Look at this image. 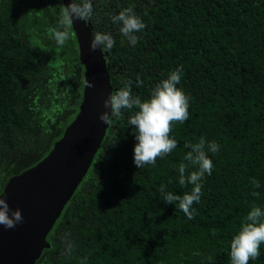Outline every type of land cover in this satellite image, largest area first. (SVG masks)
I'll return each instance as SVG.
<instances>
[{
  "label": "trees",
  "instance_id": "obj_1",
  "mask_svg": "<svg viewBox=\"0 0 264 264\" xmlns=\"http://www.w3.org/2000/svg\"><path fill=\"white\" fill-rule=\"evenodd\" d=\"M25 3L0 0V190L45 157L76 114L83 88V68L77 57L68 59L65 43L45 53L30 39L19 22L26 12L15 8ZM45 7L36 15L49 27L37 35L53 42L48 29L64 9L61 0ZM125 8L146 25L134 46L110 19ZM89 27L115 40L103 51L112 94L127 84L146 100L179 66L189 115L170 125L176 148L139 169L128 124L137 109L110 116L85 177L47 235L50 247L35 264H229L240 223L253 205L264 208V0H93ZM202 135L220 150L210 154L213 169L189 220L177 202L161 200L159 186L177 195L191 190L179 185L177 168L187 165L185 145ZM194 170L187 165L185 176ZM248 264H264V244Z\"/></svg>",
  "mask_w": 264,
  "mask_h": 264
},
{
  "label": "clouds",
  "instance_id": "obj_2",
  "mask_svg": "<svg viewBox=\"0 0 264 264\" xmlns=\"http://www.w3.org/2000/svg\"><path fill=\"white\" fill-rule=\"evenodd\" d=\"M93 0H69L57 20L56 27H50L48 32L50 39L57 46H62L69 39L68 29L74 19L88 20L93 15ZM112 23L119 24L120 34L128 41L129 46L137 43V33L143 32L146 25L133 9L125 8L118 14L110 17ZM89 43V49L95 51H109L115 44L113 36L108 32L96 31ZM182 69L177 66L170 70L166 78L155 84L151 95L146 100L134 96L130 87L125 84L114 94H110L103 101L104 107L109 111L101 112L99 120L107 123L108 117L119 118L122 110L135 107L137 110L128 119L136 141L132 149V162L139 169L145 165H155L157 158H163L177 146L175 138L169 136L172 122L183 123L188 119L189 97L178 87L182 79ZM87 87L92 83L87 81ZM184 160L187 165L195 166V170L185 176L186 164L180 163L178 183L184 186L191 185V190L183 195H177L166 191L165 185L159 186L160 198L165 204L177 202L175 207L184 216L191 220L196 212L193 204H198L201 198L202 180L205 175H210L213 162L210 154L220 150V146L212 140H206L202 135L195 143L185 145ZM253 186L260 185L253 180ZM4 191L0 190V226L5 230L14 228L23 222V216L19 208H9ZM264 244V208L253 205L240 223L238 231L232 236L229 245V264H248L249 260H256L260 255V245ZM71 250V244L66 246V251ZM81 264H84L81 261Z\"/></svg>",
  "mask_w": 264,
  "mask_h": 264
},
{
  "label": "water",
  "instance_id": "obj_3",
  "mask_svg": "<svg viewBox=\"0 0 264 264\" xmlns=\"http://www.w3.org/2000/svg\"><path fill=\"white\" fill-rule=\"evenodd\" d=\"M61 1L64 9L69 0ZM90 19H74L71 25L83 68L76 114L45 157L10 177L2 188L9 208H19L23 222L7 230L0 226V264H35L43 249L50 247L47 235L85 177L109 127L110 116L107 123L98 117L109 111L103 101L112 94V87L106 53L89 49ZM87 81L93 86L87 87Z\"/></svg>",
  "mask_w": 264,
  "mask_h": 264
},
{
  "label": "rangeland",
  "instance_id": "obj_4",
  "mask_svg": "<svg viewBox=\"0 0 264 264\" xmlns=\"http://www.w3.org/2000/svg\"><path fill=\"white\" fill-rule=\"evenodd\" d=\"M27 1L28 2H26L22 6L20 4H18V6H17V4H15V8L17 7L16 8L17 10L21 9V11L26 12L23 16H21L19 18V22L23 24L22 25L23 28L25 27L27 30H29L31 32V35L33 38H30V39L34 40L36 45L40 46V48L43 52H45V53L52 52L54 50V48L57 46L55 41L49 42V41H47V38H45V37L43 38V40H41L39 38V36L37 35V31L43 25H45V28H46V26L49 27L48 26L49 24H48L47 20H45V21H43V23H41V18L36 15V8L34 6V2L32 0H27ZM36 1H38V0H36ZM23 7H25V8H23ZM72 42L73 41L71 39H68L64 45V47H66L65 50H67V51L70 50L67 52L68 54L66 55L68 57V59H70V58L73 59V58L77 57L76 51L73 50V48H72V46L74 45V43H72ZM53 58L54 59L52 61H54V60L56 61L57 59H59V57L57 55L54 56ZM52 61H50L48 63V66L53 69L54 64L52 63Z\"/></svg>",
  "mask_w": 264,
  "mask_h": 264
},
{
  "label": "flooded vegetation",
  "instance_id": "obj_5",
  "mask_svg": "<svg viewBox=\"0 0 264 264\" xmlns=\"http://www.w3.org/2000/svg\"><path fill=\"white\" fill-rule=\"evenodd\" d=\"M33 2H34V6H35V8H37L38 6H44V8H46L45 7V5L47 6V5H49V4H52V0H38V1H36V0H32ZM26 1L25 0H20V3H25Z\"/></svg>",
  "mask_w": 264,
  "mask_h": 264
}]
</instances>
